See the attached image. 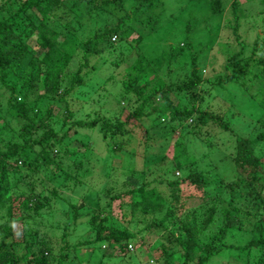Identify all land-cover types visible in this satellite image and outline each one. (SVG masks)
<instances>
[{
	"label": "trees",
	"instance_id": "16d2710c",
	"mask_svg": "<svg viewBox=\"0 0 264 264\" xmlns=\"http://www.w3.org/2000/svg\"><path fill=\"white\" fill-rule=\"evenodd\" d=\"M261 1L264 4V0ZM123 2L124 0H4L0 5V122L6 120L0 129L11 126L15 128L14 121L20 123L6 138L1 136L3 133L0 130V143L6 139L5 147L0 148V207L10 201L11 190L26 189L28 194L21 191L18 196L13 197L19 202L17 209L23 212L32 209L31 214L20 218V221H34L32 223L37 224L35 214L46 204H50L51 197H59L55 186L50 189L51 197L33 192L39 174L48 175L52 181L56 178L65 181L73 179V193L79 194L81 199L86 198V193L79 191L83 184L78 177L83 175L81 171L88 169L84 168V158L91 156L93 151L90 141H87L89 139L78 141L83 146L82 149L68 147L71 129L73 134L78 130H96L105 144L103 149L109 154H118L124 153L123 149L127 152V144L136 141L137 133L130 127L133 124L142 133L145 143L156 132L162 133L164 138H170L177 129L187 128L185 133L181 131L176 137L179 143H173L171 166L174 165L176 170L181 171L188 168L189 173L182 180H166L165 184L169 187L167 193L143 178L133 181L137 171L134 168L129 169V173H123L125 183L135 184L124 191L129 195L126 204L130 207L131 217L153 216L152 220L146 222L140 218L137 223L141 226H135L134 230L128 226L118 228L109 223L111 220L106 211L114 201H119V208L123 209L121 200L124 195L118 192L112 194L113 187L106 184L95 191V200L99 206L103 201V206L94 208L86 222L87 227L95 230L96 237L92 241L86 239L77 242V246H91L93 242L104 241L106 247L101 250L104 256L112 260L118 259L120 264L125 258L127 262L124 264H137L135 251L142 252L144 236L155 232L160 234L161 239H166L167 243L160 242L152 246L149 251L157 250L159 255L147 258L144 262L151 260L152 264H175L173 258L176 256L178 264H207L214 256L229 252L233 264H264V118L255 121L256 126L254 125L248 137L234 134L229 159L235 174L226 182L221 179L210 181L201 171L193 172L190 165L193 161L184 162L188 153L186 144L181 141L182 135H197L200 128L209 124L220 130L233 132L224 111L216 112L208 105L202 106L204 94L209 96L212 89L223 84L236 81L250 93L257 82L258 90L250 95L251 98L261 95L258 100L264 108V18L260 19L262 31L256 32L252 42L243 43L237 34L241 18L239 14H243L238 8L239 1L231 0L234 26H229L226 20L223 27L232 29L236 48H232L233 51L226 58L224 74L217 75L214 80L201 77L197 54L191 51L189 74L181 81L170 84L138 50L134 51L135 54L128 63H125V57L111 61L108 65L102 63L100 67L96 63H90L89 60L99 55L103 47L108 51H116V44L125 40L126 29H123V23L118 20L113 25L95 29L87 38L78 40L76 33L82 27L83 17L111 14L113 9H121ZM159 4L160 0H134L131 13L140 18L146 16L156 23L159 13L154 15L153 12ZM59 7H65L61 15L55 13ZM208 8L210 17L218 15L222 11L221 1L209 0ZM259 13L263 16L264 10ZM259 13L257 17L260 16ZM55 16L58 22L68 20L62 27L53 26ZM57 28L65 31H58ZM186 28L189 31V25ZM58 35L61 39H57ZM114 36L115 39L112 40ZM141 38V35L136 34L134 42L139 43ZM129 45L134 47L132 42ZM191 47L187 36L180 43L176 56L184 48L192 50ZM119 54L123 56L121 51ZM121 64L126 66L122 78L115 83L120 95L115 103V107L119 109L118 114L109 117L94 113L90 119L87 116V120H83L81 116L77 118L68 107L67 97L76 88L87 85L94 71L102 72L101 67H118ZM184 64L181 62L177 66L180 68H175L181 71ZM164 70V75L171 74V65L168 63ZM111 78L108 75L103 84ZM202 83L210 88H201ZM176 93L181 95L175 99ZM55 108L58 109L56 114ZM58 123L60 129L56 130ZM145 143L139 144L146 146ZM130 154L133 157H143L138 152L130 151ZM108 156L106 154L104 157L105 164ZM147 171L148 167L139 173L145 175ZM104 177L109 180L105 173ZM186 181L196 189H208V192L202 190L206 199L198 209L183 208L184 203L177 192V186ZM209 183L213 184L211 191ZM237 203L248 205V208ZM64 204L72 209L73 219L83 207L82 203L74 200ZM13 210V205L7 206L6 219L0 222V264H23L25 258L27 264L73 263L69 250H76L77 246H69L68 227L61 225L59 221L49 226L50 229L60 231L59 256L54 255L56 251L47 244L45 237L38 234H35L34 241L24 243V254L17 256L13 240V224L17 219L13 216ZM65 213L66 210L64 217ZM30 231L26 228L21 230L24 236ZM236 232L240 233L238 237L234 235ZM75 256L77 259L76 253Z\"/></svg>",
	"mask_w": 264,
	"mask_h": 264
},
{
	"label": "rangeland",
	"instance_id": "374dc122",
	"mask_svg": "<svg viewBox=\"0 0 264 264\" xmlns=\"http://www.w3.org/2000/svg\"><path fill=\"white\" fill-rule=\"evenodd\" d=\"M3 1L4 0H0V5ZM220 1L222 5L221 13L210 17L211 12L208 8L209 0H160V4L153 12L154 15L159 13L158 22L154 23L153 19H149L146 16L141 18L134 16L131 13L134 0H124L121 5L122 8L113 9L111 14L100 13L92 15L91 17L84 16L82 19V27L77 30L76 36L78 40L85 39L94 32L95 29L113 25L119 20L123 23V29H126V31H124L125 40L119 41L116 44V51H108L103 47L99 55L93 56L89 60L91 64L96 63L95 65L100 67L102 63L108 65L109 62L119 60L120 57H125V63H128L129 60L133 58L135 54L134 51L138 50L139 53L143 54L151 64L154 65L156 72L164 76L163 78L167 83L174 84L181 81L189 74V57L191 51H193L197 54V66L200 76L214 80L217 75L224 74V63L226 62V58L233 51L232 48H236L232 29L223 27L226 20L229 26H234L230 5L231 0ZM238 1V8L241 9L243 15L239 14L241 18L239 19L240 25L237 28V34L243 43H250L253 41L256 32H261L263 29L260 19L264 18V15L262 16L259 11L264 10V4L261 3V0ZM64 9L65 7H59L55 10V13L61 15ZM258 13L260 15L259 17H257ZM33 19L35 20L34 17ZM67 20L58 22L57 16H55L53 26L61 25L62 27ZM187 25H189V31H187ZM60 28H57V30L62 32L65 31L63 28ZM129 28L131 30H129ZM136 34L142 37L141 41L137 44L134 42ZM187 36L191 43L192 50L184 48L180 55L176 56L180 43L184 42ZM57 39H61L60 35H58ZM131 42L134 47L129 45ZM119 51H121L123 56L119 54ZM181 62L185 64L181 66L183 69L180 71L177 69L180 67L177 66ZM168 63L171 65L172 71L171 74L164 75V69ZM125 66L124 64L118 67L105 66L101 67L102 72H99V70L96 72L94 71L87 85L85 84L76 88V90L67 97L68 107L72 110V113L76 115L77 118L81 116L83 120H87L88 117L89 119L92 118L94 113L109 117L117 115L119 109L115 107V103L119 100L120 95L115 83L122 78ZM108 75H111L112 78L108 79L104 85L103 82ZM200 87L206 89L210 88L206 83H202ZM257 90V82H255L250 93H248L244 90L242 85L236 81H232L223 84L221 87L212 89L209 96H207L206 93L204 94L205 100L202 106L208 105L210 109L216 112L224 111V115L229 120L233 132L229 133L209 124L200 128L199 134L197 135L190 133L182 135L181 141L182 144H186V151L188 153V157L184 162L188 163L189 161H193L190 163L194 169L193 172L201 171L206 175V179L210 181L221 179L226 182L232 179L235 170L229 159V155L232 151L234 134L241 137H248L253 127L256 126L255 121L258 118H264V108L259 104L258 100V97L261 95H257L255 97L256 99L251 98L250 95L256 93ZM178 95L180 96L181 94L176 93L174 98H179ZM57 111L58 109L55 108L54 113L56 114ZM5 121L6 120L0 122V127L5 125ZM13 125L15 128L12 126L1 128V133H3L1 136L6 138L13 130H16L20 123L14 121ZM133 125L130 127L137 133H135L137 137L136 141L133 140L127 144V152L123 149L124 153L120 152L118 154H109L107 150L103 149L105 144L96 130H78L76 134H73V129L69 131L71 139L68 141V147H78L82 149L83 146L78 143V141H86L89 139L87 141H90V147L93 151L91 156L84 158L86 159V161L84 160V168L88 167V169L83 172L81 171L83 175L78 177L83 184V188L79 189V191L83 190L82 192L86 193V198L81 199L79 194L76 195L73 193V179L65 181L56 178L52 181L48 175L44 176V174H39L38 183L34 185L33 192H37L44 196L49 195L51 197L50 189L55 186L59 197H51L50 204H46V206L35 214L34 219L37 224L34 225V223H32L34 221H20V218L23 219L27 214H31L32 209L25 212L21 209H17L19 202L13 198L18 196L21 191L28 194L26 189L20 190L16 188L15 190H11L10 201L0 207V222L6 219L5 212L7 206L13 205V216L17 219L13 224V240L16 244L15 253L17 256H22V254H24V243L27 241H34L36 239L35 234H38V236L43 235L47 244L55 249L56 253L54 255L59 256L61 252L59 249L61 244L59 242L60 231L49 228V226L53 223L55 224L56 221L68 227L69 236L67 240L69 246L75 244L77 246V242H83L86 239L92 241L96 237V232L90 226L87 227L86 222L89 219L91 211L99 206V203L95 200V191L100 190L101 187L106 184H108L110 188L113 187L112 194L118 192L124 195L121 200L123 209L120 210L119 201H114L111 204V208L106 211V213L109 214V220H111L109 223H112V225L118 228L125 226L133 230L136 229V227L139 228L141 225L139 222L137 223V221L141 216L131 217L130 207L126 204L129 195L124 192L128 190L127 187L129 188L135 185L125 183L126 179L123 175V173H129V169L131 168L137 170L134 173L135 178L133 181H137V178H143L145 181L150 182L153 186L166 193L169 191V187L165 184L166 180H182L185 175L189 173L188 168L181 171L176 170L174 165L171 166V164H173V143H179L176 137L181 131L185 133L187 128H183L182 130L177 129L170 138L168 137L169 140L168 138H164L162 133L156 132L154 135L151 134L150 140L145 143L144 138L141 136L142 133L140 134L138 132V127ZM59 129L60 123L56 124V130ZM83 134L86 135L82 136ZM140 142L143 144L145 143L146 146L139 144ZM5 143L6 139L0 143V148L3 149ZM130 151L131 153H142L143 157H133ZM106 154L109 155L106 158L107 164H105L104 161ZM104 167L106 168L104 169ZM147 167L149 171H147L145 175L139 173V171L141 172V170L143 171ZM86 172L88 174H86ZM104 173L109 176V180L104 177ZM107 181L109 183H107ZM208 186L207 187L211 191L213 184L209 183ZM202 190L207 191L208 189L199 190L193 186H189L187 181L184 183L180 182L177 186V192L184 203L183 208L193 209L199 207L206 199L201 193ZM72 200L76 203L83 204V207L78 210L79 214L75 219H73L71 215L73 213L72 209L69 208V206L66 207L64 204ZM101 202L99 207L103 206ZM237 204L246 206L243 205V203ZM246 207L248 208V205ZM251 207L254 209L252 205ZM64 209L66 210L65 217L63 216L65 212ZM142 218L148 222L152 220L153 216ZM22 228L31 231L24 236L21 232ZM239 234V232H236L234 235L238 237ZM159 236L160 234L155 232L144 236V250L142 252L135 251L137 255V264L143 263L147 258H152V256L157 257L159 255L157 250L149 251L152 246L158 245L160 242L164 244L167 243L166 239H161ZM91 246H93V249ZM91 246L78 245L76 250L74 248L70 249L69 254L73 263L68 264H120L118 263V259L112 260L102 254L101 250L106 247L104 241L93 242ZM75 253L78 257L77 259L75 258ZM228 254L227 252L220 255L218 254L211 258L207 264H233L230 259L231 255L229 254L228 256ZM174 257V263L178 264L179 262L176 256ZM25 262L26 258L22 263L27 264V262ZM126 262L127 258L122 260V264Z\"/></svg>",
	"mask_w": 264,
	"mask_h": 264
},
{
	"label": "built area",
	"instance_id": "2783aa9c",
	"mask_svg": "<svg viewBox=\"0 0 264 264\" xmlns=\"http://www.w3.org/2000/svg\"><path fill=\"white\" fill-rule=\"evenodd\" d=\"M115 39V36L112 37V40ZM129 249H131V246H128ZM142 264H152V261L150 260L149 262H143Z\"/></svg>",
	"mask_w": 264,
	"mask_h": 264
}]
</instances>
